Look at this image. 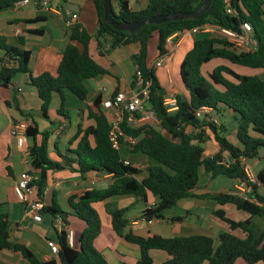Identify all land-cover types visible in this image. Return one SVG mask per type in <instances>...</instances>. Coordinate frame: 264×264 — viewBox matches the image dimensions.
Segmentation results:
<instances>
[{"label":"trees","instance_id":"1","mask_svg":"<svg viewBox=\"0 0 264 264\" xmlns=\"http://www.w3.org/2000/svg\"><path fill=\"white\" fill-rule=\"evenodd\" d=\"M22 0H0V11L7 10ZM148 5L140 10L130 7L129 0H112L119 9L114 8L115 20L118 22H144L152 17L181 12H194L204 0H148ZM98 14V29L93 36L81 23H76L70 33V42L64 49L63 59L58 75L46 71L37 77L30 70L31 51L23 48L25 38L19 37V45L8 43L5 35H0V88L10 86L19 74H28L30 84L34 86L41 99L45 117L49 118L54 96H60L58 114L70 118L66 110L65 92H71L81 101L90 100L92 94L89 81L109 74L90 53V44L95 37L101 56L122 46L139 44L135 64L142 71L145 80L151 82L149 105L155 111L160 126L144 125L123 129L127 135L137 140L129 148L148 160V176L140 179L141 171L132 162L125 160L121 150L114 147L110 134L112 125L103 106V97L98 95L88 105V118L94 124L79 127L74 141L77 147L69 150L70 154L59 155L62 161H55L50 155L51 132L41 131L38 123H21L26 135L33 143L30 146L29 160L32 174L36 175L37 196L44 200L48 183V173L53 170L78 172L82 177L89 173L110 174L113 182L106 188L87 190L73 194L68 198V205L74 214L85 221L87 227L80 236L79 248L68 244L67 231L57 233L59 253L62 264H111L106 256L95 246V241L102 231V221L94 204L112 197L133 196L147 204L149 195L158 199L154 207L144 210L147 221L166 219L167 209L172 210L182 199L194 197L193 190L198 187L202 178V169L213 177L225 176L231 180H240L248 187V196L229 193L207 194L202 198L213 199L219 205H234L238 210L250 215L245 220H235L223 209L213 214L226 222L230 231L220 235L216 243L209 236H181L165 238L160 235L143 237L127 230L128 213L131 207L109 211L112 228L127 242L140 248L137 264H155L150 251H166L170 258L161 264H235L244 259L249 264L264 263V171L256 175V180L249 178L246 171L247 159L260 158L264 149V78L257 75H243L230 66L219 65L213 71L204 73V65L220 58L240 66L264 69V0H212L209 9L196 18L167 21L162 24H148L138 31H119L105 19L104 0H94ZM231 8L234 13H227ZM43 17L15 20L25 24L44 22ZM250 24L258 41L254 52H238L224 39L208 34H197L193 47L186 54L180 74L183 86L188 93L186 99L177 95L179 109L169 113L164 105L167 92L155 73V67L148 66L149 46L155 35L158 36V49L165 55L168 39L176 33L192 31L204 24H215L220 27L239 29L240 25ZM28 33L41 35L44 29L30 30ZM77 43L80 45L78 46ZM109 48H106L107 45ZM229 77H232L230 79ZM136 87V82H134ZM202 107H210L219 116L230 109L240 116L236 130L239 144L229 140L224 134L226 127L199 117ZM199 120L197 124L195 121ZM208 127L218 145V152L205 156L206 131H192V128ZM122 143H126L121 139ZM225 153L229 154L231 163L223 164ZM76 165V166H74ZM54 220L62 216L65 222L69 213L64 211L54 200L52 205L45 206ZM240 230L244 237L235 231ZM0 249L22 254L31 264H58L55 260L40 259L28 246L15 242L11 238L8 216L2 211L0 203Z\"/></svg>","mask_w":264,"mask_h":264},{"label":"crops","instance_id":"2","mask_svg":"<svg viewBox=\"0 0 264 264\" xmlns=\"http://www.w3.org/2000/svg\"><path fill=\"white\" fill-rule=\"evenodd\" d=\"M40 1L42 0H22L16 3L14 7L0 11V35H5L9 44L17 46L19 45L18 38H25L26 42L23 48L31 51L30 70L33 77H37L46 71L57 76L64 49L70 42L72 27L76 23H81L94 36L98 29V14L94 0H60L56 6L55 0H48V6L38 4ZM148 2V0H129L130 7L134 10L145 8ZM113 6L115 9H119L117 2H113ZM67 10L77 13L78 19H71L66 14ZM39 16L43 17L45 21L36 24L13 22ZM39 29H44V33L41 35L28 33L30 30ZM190 34L191 32L186 31L181 37L175 36L172 43H167L169 56L163 67H155V63L161 54L158 49L159 39L157 35L153 37L149 46L148 66L150 68L155 67L156 76L165 88L167 95L175 94L184 99L188 97V93L184 86H176L175 80L177 81L176 71L180 70L186 54L193 47L194 40ZM155 40L157 41L154 42ZM77 45L80 46L78 43ZM135 46L132 49H130V45L122 46L113 50L108 56H101L98 51L97 39L95 37L92 39L90 53L99 64L109 71V74L89 81L88 84L92 94L88 101H81L71 92H65L66 110L70 118L58 114L57 109L59 106L55 110H50L49 118L45 117L41 107V99L36 88L30 84L28 74H19L10 86L0 88V203H2V211L8 216L12 240L25 244L44 261L55 260L58 264H62L58 254L53 253L48 245L50 240L58 241L57 233L61 232V229L56 225L53 216L46 211H42L41 221H35L17 188L20 175L31 170L30 160L25 157V153L30 149L33 141L28 138L26 132L13 136L14 126H21L22 122L30 123L35 120L41 131L51 132L50 155L52 159L62 161L59 152L68 155L70 154L69 150H74L77 147V141H74L73 138L79 127L86 128L94 124L88 118L87 110L94 97L102 95L105 102L120 91L135 89L134 82L137 68L135 61L140 45ZM3 56L4 51L0 49V57ZM230 64L224 65L230 66L239 74L248 75V69L243 68L245 66ZM1 66L0 64V68ZM257 72L261 74L260 77H264V69H259ZM59 100L60 96L55 95L54 101L60 102ZM105 110L110 119L112 110L106 108ZM224 113L228 114L230 118H235V113L232 110L223 111L218 116L221 126H224L220 119ZM200 119L203 123L206 121L204 116H201ZM60 125H64V129L61 133H57ZM197 130L206 131L204 155L212 156L217 153L219 148L209 128H192V131L196 133ZM121 153L125 160L132 162L140 169V179L148 176L146 171L148 160L144 155L134 153L126 143H124ZM249 166L255 169L257 174L264 171V155L257 159L253 166ZM220 177L222 179H219ZM223 177L225 176L213 177L202 169V178L198 187L193 190L194 197L180 200L176 207L167 213V218L163 220L147 221L143 217L144 210L158 202V199L152 194L149 195L147 204L133 196L112 197L94 204L102 221V231L95 241L96 248L106 256L111 264H137L140 258L139 246L120 237L111 224L109 211L124 207H131V210L137 208V213H140V216L132 219L127 215L129 220L127 230H132L137 235L143 237L160 235L165 238L204 235L211 237L217 243L220 235L230 231V227L226 222L216 217L213 211L223 208L227 214H240V210L232 204L221 206L213 199L202 198L207 194L229 193L234 189L241 188L238 180L230 179L231 183H228ZM216 180H220L217 188L212 187V183ZM112 182L113 177L110 174L89 173L82 177L80 173L70 169L53 170L48 173V183L43 203L45 206H49L56 200L61 208L69 213L64 229L74 232L77 248L80 246V236L87 224L70 209L68 198L73 194H80L94 188H106ZM223 188H225L224 191ZM260 192L264 194V187H260ZM34 198H38L37 194L34 195ZM177 208L186 211L187 215L176 214ZM247 215L249 214L247 213ZM247 215L244 219L250 217V215ZM229 217L235 219L233 216ZM237 231L235 233L238 236H245L242 231V234H238ZM150 255L155 264H161L170 258L166 251L158 249L151 250ZM0 264L31 263L20 253L0 249ZM235 264L249 263L240 258ZM258 264L264 263L260 262Z\"/></svg>","mask_w":264,"mask_h":264},{"label":"built area","instance_id":"3","mask_svg":"<svg viewBox=\"0 0 264 264\" xmlns=\"http://www.w3.org/2000/svg\"><path fill=\"white\" fill-rule=\"evenodd\" d=\"M38 4H43L48 6V0H42ZM227 13L233 14L234 11L231 8L227 9ZM66 14L70 16L71 19H78V14L67 10ZM186 32V31H185ZM185 32L176 33L171 36L167 43H172L174 37H181ZM188 32V31H187ZM191 33L197 34H208L213 37H218L224 39L232 45V48L238 52H254L258 49V41L254 36L253 28L250 24L244 23L240 25L239 29H231L226 27H220L215 24H204L198 28H195ZM183 37V36H182ZM109 44L106 48H109ZM169 53L159 56L158 60L155 63V67H163L166 64L167 57ZM170 73V72H169ZM136 87L135 89L129 91H120L116 93L112 98L103 102L104 108L112 110L110 116V123L112 125L110 138L115 148L122 149L124 143L123 139L127 145H135L137 140L130 135H127L123 129V125L126 124L130 128H139L144 125H151L154 127L160 126V121L154 110L149 105L150 99V90L151 82L145 80L142 71L137 67L136 68ZM164 105L167 108L169 113H174L179 109V104L177 100V95L168 94L165 97ZM199 117H206V121L213 122L217 125L220 124L218 116L215 114L214 110L210 107H202L199 112ZM64 129V125H60L57 129V133H61ZM26 130L20 126L15 125L14 130L12 131L13 136H18ZM197 132H199L197 130ZM29 150L25 153V157L29 158ZM225 165H229L231 160L229 159V154L225 153L224 160L222 162ZM246 163V162H245ZM246 171L249 175V178L253 181L256 180L253 168L246 164ZM36 175L25 171L20 175V178L17 182V188L23 196L25 203L27 204L28 211L32 214L35 221L42 220V211L45 207L42 200L39 198H34V195L38 192V187L36 184ZM240 189H234L232 194L240 195L243 197L248 196V187L245 182L240 181ZM156 205V204H155ZM153 205L152 207H154ZM56 225L59 226L61 231L65 230L66 222L62 216H58L55 220ZM66 231V230H65ZM68 244L71 248H77L76 239L73 231L67 230ZM48 245L51 248L52 252L55 254L59 253V244L56 241H48Z\"/></svg>","mask_w":264,"mask_h":264},{"label":"rangeland","instance_id":"4","mask_svg":"<svg viewBox=\"0 0 264 264\" xmlns=\"http://www.w3.org/2000/svg\"><path fill=\"white\" fill-rule=\"evenodd\" d=\"M60 2V0H55V6ZM192 39L194 40L197 36V33H191L190 34ZM157 37V36H156ZM157 40H155L154 42H156ZM137 45V44H135ZM134 44L130 45L132 49L133 47H136ZM115 59H117L115 57ZM222 64H228V65H231L227 60H224V59H214L213 61H211L210 64H206L204 65L203 67V71L204 73H207L209 70H213L214 68H216L217 66L219 65H222ZM245 69H248L247 71V74L248 75H256L257 76H261V74H258V70L259 69H255V68H250V67H243ZM177 73V81L175 80V85L176 86H183V82H182V78H181V74H180V70L176 71ZM230 79H232V77H229ZM264 78V77H263ZM169 81V80H168ZM59 103L58 101H54L53 103V106H52V109L51 110H55L58 106H59ZM222 120V123L224 125V127H226V130H225V135L229 138L230 141H232L233 143H236V144H239L238 143V139L236 137V130H237V127L240 123V116L237 115L236 118H230V116L226 113L222 114L221 115V118ZM221 123V121H220ZM212 134V133H211ZM264 155V149L261 150V157ZM258 158H253V159H247V164L253 166L256 162ZM254 171V174L255 176L257 175V171L255 169H253ZM219 179H222V177H220ZM223 179H225V181H228V183H231V180L228 179V178H225L223 177ZM220 180H216V182H213L212 183V187H216L218 186V183H219ZM219 188V187H218ZM221 188V187H220ZM223 191L225 190V188L222 189ZM137 208H133L129 213H128V217L130 219L132 218H135L136 216H140V213H137ZM240 214H235L233 215L232 213L228 214V216H233V218H235L236 220H245V216L247 215L246 212H243V211H240L239 212ZM176 214H179V215H187V212L181 210L180 208H177L176 209ZM242 215V217H241ZM249 216V215H247ZM238 234H242L241 231H237Z\"/></svg>","mask_w":264,"mask_h":264},{"label":"water","instance_id":"5","mask_svg":"<svg viewBox=\"0 0 264 264\" xmlns=\"http://www.w3.org/2000/svg\"><path fill=\"white\" fill-rule=\"evenodd\" d=\"M211 3L212 0H204V3L201 5V7L194 12H181L168 15H160L152 17L144 22H118L114 17L115 13L112 0H104L105 19L108 23L114 25L115 28L119 31H129L131 33H134L148 24H162L167 21L183 20L187 18L196 19L201 15L202 12L209 9ZM195 123L199 124L200 121L197 120L195 121ZM203 147H205V144H203ZM171 211L172 210L169 209L166 210L167 213Z\"/></svg>","mask_w":264,"mask_h":264}]
</instances>
